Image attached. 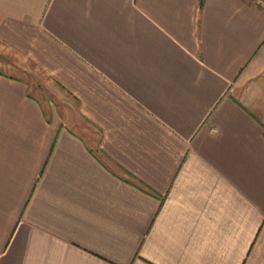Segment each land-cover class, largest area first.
Here are the masks:
<instances>
[{"label": "crops", "instance_id": "1", "mask_svg": "<svg viewBox=\"0 0 264 264\" xmlns=\"http://www.w3.org/2000/svg\"><path fill=\"white\" fill-rule=\"evenodd\" d=\"M0 264H264V0H0Z\"/></svg>", "mask_w": 264, "mask_h": 264}]
</instances>
